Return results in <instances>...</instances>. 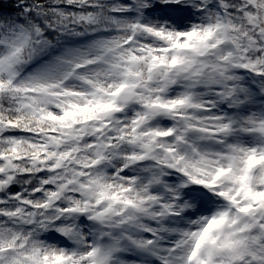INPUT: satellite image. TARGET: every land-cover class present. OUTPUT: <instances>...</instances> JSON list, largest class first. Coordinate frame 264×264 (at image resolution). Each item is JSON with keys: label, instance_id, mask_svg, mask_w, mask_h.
<instances>
[{"label": "snow or ice", "instance_id": "1", "mask_svg": "<svg viewBox=\"0 0 264 264\" xmlns=\"http://www.w3.org/2000/svg\"><path fill=\"white\" fill-rule=\"evenodd\" d=\"M0 264H264V0H0Z\"/></svg>", "mask_w": 264, "mask_h": 264}]
</instances>
